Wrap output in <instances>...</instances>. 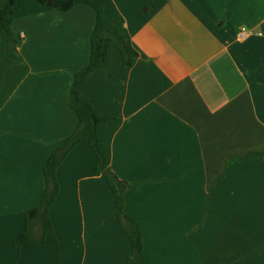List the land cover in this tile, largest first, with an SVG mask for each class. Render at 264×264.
<instances>
[{
	"label": "crops",
	"instance_id": "obj_1",
	"mask_svg": "<svg viewBox=\"0 0 264 264\" xmlns=\"http://www.w3.org/2000/svg\"><path fill=\"white\" fill-rule=\"evenodd\" d=\"M8 0H0V12ZM138 56L110 50L80 96L101 117L111 170L129 186L125 214L145 264H264V0H107ZM97 16L18 0L0 31V264H127L131 242L83 140L59 168L57 241L15 247L40 206L44 166L79 126L75 76L91 58ZM248 33L241 39V33ZM24 33V38L21 37Z\"/></svg>",
	"mask_w": 264,
	"mask_h": 264
},
{
	"label": "trees",
	"instance_id": "obj_2",
	"mask_svg": "<svg viewBox=\"0 0 264 264\" xmlns=\"http://www.w3.org/2000/svg\"><path fill=\"white\" fill-rule=\"evenodd\" d=\"M18 0H8L0 12V31L9 36L8 54L16 60L22 58L16 51L17 42L11 31L14 18V8ZM60 12L70 11L76 0H36ZM107 0H84V3L96 12L97 21L91 38L90 63L84 70L75 76V81L70 89V107L79 117V126L75 132L65 139L53 152L44 166L46 190L44 191L39 207L25 212V231L14 239V246L38 249L49 241H57L55 230L51 221V209L55 205L59 194L60 184L57 173L59 168L68 158L74 148L83 140H87L96 156V175L105 179L115 197V210L122 230L131 242V255L127 264H145L144 240L139 224L125 214V192L128 184L117 179L111 170L108 159L102 149L98 128L111 118L99 116L94 107L80 96V86L88 73L96 69H104L108 63V54L112 49H118L125 63L133 64L138 56L134 49L131 37L125 28L124 19L120 16L108 20L105 17Z\"/></svg>",
	"mask_w": 264,
	"mask_h": 264
},
{
	"label": "built area",
	"instance_id": "obj_3",
	"mask_svg": "<svg viewBox=\"0 0 264 264\" xmlns=\"http://www.w3.org/2000/svg\"><path fill=\"white\" fill-rule=\"evenodd\" d=\"M247 35H248V33L245 32V31H243V32L241 33V39H245V38L247 37ZM20 36L24 38V33H21Z\"/></svg>",
	"mask_w": 264,
	"mask_h": 264
},
{
	"label": "water",
	"instance_id": "obj_4",
	"mask_svg": "<svg viewBox=\"0 0 264 264\" xmlns=\"http://www.w3.org/2000/svg\"><path fill=\"white\" fill-rule=\"evenodd\" d=\"M117 179L119 180V178L117 177Z\"/></svg>",
	"mask_w": 264,
	"mask_h": 264
}]
</instances>
